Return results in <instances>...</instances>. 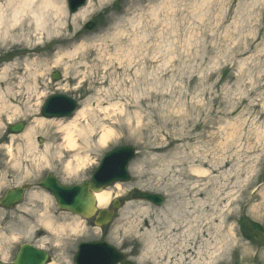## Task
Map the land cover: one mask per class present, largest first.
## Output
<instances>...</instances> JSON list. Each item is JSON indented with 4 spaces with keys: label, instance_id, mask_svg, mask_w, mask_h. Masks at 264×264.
I'll return each mask as SVG.
<instances>
[{
    "label": "rangeland",
    "instance_id": "rangeland-1",
    "mask_svg": "<svg viewBox=\"0 0 264 264\" xmlns=\"http://www.w3.org/2000/svg\"><path fill=\"white\" fill-rule=\"evenodd\" d=\"M20 1L0 0V74L12 68L0 89L12 88L18 99L10 107L19 110L11 118L1 113L0 195L13 187L31 189L16 207L0 208V260L11 264L18 248L28 244L45 251L49 263L72 264L77 244L102 237L133 264H202L213 251L214 264H264V246L252 239L255 231L264 233V0H87L74 14L66 0H55L61 12H40L36 0L14 22L12 9ZM51 13L57 16L52 35L33 38L39 34L34 19L51 22ZM88 22L92 27L86 28ZM81 44V51L54 64ZM33 75L36 91H17L19 79L28 84ZM55 94L74 99L78 109L87 103L96 109L100 98L109 119L96 110V120L104 119L111 138L98 144L97 123L91 148L71 152L62 133L46 128L37 131L34 151L15 137L8 152V127L34 128L45 99ZM125 146L137 154L129 164L130 180L111 200L121 202L111 223L100 230L92 220L75 231L45 230L42 213L59 223L81 218L57 210L37 183L47 174L64 185L88 181L108 151ZM78 152L91 163L71 162ZM216 166L220 170L200 199L217 206L219 229L212 245L199 240L193 250L199 257L189 253L183 262L181 240L170 242L164 224L156 225L154 236L130 235L144 219L139 212L158 219L179 203L191 168L210 173ZM133 191L160 194L164 202L154 206L133 198ZM35 192L51 199L29 197Z\"/></svg>",
    "mask_w": 264,
    "mask_h": 264
},
{
    "label": "bare ground",
    "instance_id": "bare-ground-1",
    "mask_svg": "<svg viewBox=\"0 0 264 264\" xmlns=\"http://www.w3.org/2000/svg\"><path fill=\"white\" fill-rule=\"evenodd\" d=\"M34 1L36 0H21L19 6L12 9V21L15 22L17 20L16 17L25 11V6L29 7L31 4L34 3ZM39 3V5L42 6V10L40 12L46 10L48 12V9L53 10L54 8L55 10L60 9V12L62 11L61 8L57 6L55 0H41ZM43 15H46V13H44ZM77 15H80V12ZM41 17L38 16L34 19V24L36 26L35 29L37 30L35 31L39 34L34 35L33 38L38 37L39 39H44L46 37H49L52 35V32H54L56 28V24H54L57 21L56 13H51V22H47L48 20H46V18L44 20ZM80 17L81 19H85L83 15H81ZM2 25L3 24L1 20L0 26ZM35 31L33 33H35ZM62 39H65L63 41L72 40L69 39V37H64ZM83 46L84 45L81 44L78 48H75L71 53L60 54L54 64L57 65L61 61H63V59L71 58L73 54L75 55L78 51H81ZM62 57L63 59H61ZM25 68L26 70H30V65H26ZM11 69L12 68H10L9 66L3 69V72L0 74V86H2L1 81L6 78L7 72L11 71ZM31 79V83L24 84L27 80L24 81V78H20L19 84L17 85L18 88H16L17 91L19 87L25 88L29 92L36 91V77H34L33 75ZM12 91V88L8 87L6 88L5 92L1 91L0 89V126L2 118L4 117L3 115H1V113L4 112L7 118H11L19 112L18 108L10 107V103L13 101V97L16 98V100L18 99L17 95H13ZM95 103L96 109L91 108L88 103L85 105H81V108L78 109L68 119L54 120V118H46L43 116H39V119H37V121L35 122L34 128H29L24 132L21 131V133H11V143L9 146H7L8 152L12 151L11 148H13L15 137H22L27 146V150L29 152L34 151L36 149V146L33 139L35 138L37 131L46 128H54L57 131L56 133H62L64 143L63 145L66 150L72 152L76 151L77 149H88L91 148V142L95 138V133L97 132L96 130H98L97 123H102L99 127L101 133L97 142L98 144L104 146L113 134L111 129H108L107 127L103 126L104 119H109V111L108 108L101 107L100 98H97L95 100ZM96 110L99 115L102 113L101 115L104 116L103 122L96 120ZM7 111H10V113H6ZM82 123L84 124L82 125ZM81 142L82 144H79ZM17 148L18 150H20V147ZM80 154H82V152H80ZM80 154L78 152L77 156L73 155L71 162L74 161L78 163V165L81 167L85 164L91 163V159L89 158V156L84 157ZM71 162H68L66 164L67 169L69 170H72ZM226 165L227 164H224L222 167H225ZM219 168L220 167L218 166L213 167V171H211L210 173L208 170H204L201 168H191V173L188 175L184 183H181L180 185L181 200L179 201V203L168 209V213L163 214V216L158 219H152L150 216H147L146 211L139 212V215L144 219H142L141 222H139V220L135 222V224L130 228V235L137 239H141L147 235L154 236V233L156 231V225L164 224V230L165 233H167V238L170 242H179L181 240L180 249L182 250L181 260H183V262L189 259V255L187 256V254L189 253H191L192 255H196V258L199 257L201 255L199 252H196L197 254L193 252L194 249L195 251H197L196 245L200 243L199 240H201L202 242L203 239L206 238L204 239L205 245L209 246L212 245V243L217 239L216 233L219 229L218 225L216 224L217 216L215 217L217 206L214 204L209 205L203 202L200 197L209 188L210 184L214 182V178H211V175L219 171ZM201 182H205L207 183V185H203ZM121 185L122 184H115L110 188H106L102 191L95 193L94 199L96 208L103 209L107 207L110 201L112 200L113 196H118L119 191H121L122 188ZM29 197H33L35 199H42L44 200V202L51 199L44 192H35L33 194H30ZM205 212L210 213V215L206 216ZM57 221L58 220L49 217L47 213L41 214L40 223L42 227L45 228V230H48L50 232L64 231L66 230V228L70 229L71 231H75L76 229H78L79 226H81V224L86 223L84 220L82 221V219H79L77 217L72 222L68 223H66V221L61 223ZM148 226L152 228V231H146L145 228H147ZM213 233H215L216 235H214ZM12 238L18 239L16 236H13ZM208 240H210V242ZM151 243H153V241H151ZM211 250L213 251L212 248ZM215 255L216 251H213L212 254L210 253L209 258L206 260V262H202V264H214L213 262L216 260Z\"/></svg>",
    "mask_w": 264,
    "mask_h": 264
},
{
    "label": "water",
    "instance_id": "water-1",
    "mask_svg": "<svg viewBox=\"0 0 264 264\" xmlns=\"http://www.w3.org/2000/svg\"><path fill=\"white\" fill-rule=\"evenodd\" d=\"M86 0H67L68 10L74 14L77 9L85 4ZM92 27V25H88ZM52 79H58L54 74ZM76 109L73 100L57 95L48 99L41 110V116L46 118L69 117ZM22 125H17L9 129V133H20ZM135 150L131 147H119L110 151L101 161L100 165L94 172L90 182L83 183L79 186H62L51 176L40 182L38 186L47 190L56 200L57 208L62 211H68L77 214L85 219L96 215L94 224L97 227L107 225L113 218V212L105 209L97 210L95 206L94 193L114 184L115 182H127V165L134 158ZM25 189L15 188L8 190L0 200V207L11 209L19 204L23 199ZM133 198L149 201L155 205L162 203V198L157 195L133 192ZM119 201L112 203L113 209H118ZM254 242L259 246H264V233L255 231L252 234ZM87 249V250H86ZM123 259L114 248L104 242L90 243L81 245L76 258V264H117ZM47 255L43 251L29 246L22 245L12 264H46ZM0 264H3L0 262ZM125 264H131L126 262Z\"/></svg>",
    "mask_w": 264,
    "mask_h": 264
},
{
    "label": "flooded vegetation",
    "instance_id": "flooded-vegetation-1",
    "mask_svg": "<svg viewBox=\"0 0 264 264\" xmlns=\"http://www.w3.org/2000/svg\"><path fill=\"white\" fill-rule=\"evenodd\" d=\"M86 223H87V221H86ZM85 242L87 243V240ZM72 264H73V262H72Z\"/></svg>",
    "mask_w": 264,
    "mask_h": 264
}]
</instances>
